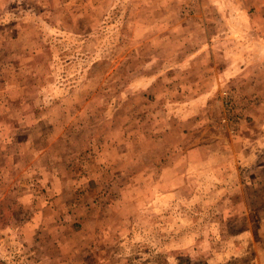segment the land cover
I'll return each instance as SVG.
<instances>
[{"label": "rangeland", "instance_id": "1", "mask_svg": "<svg viewBox=\"0 0 264 264\" xmlns=\"http://www.w3.org/2000/svg\"><path fill=\"white\" fill-rule=\"evenodd\" d=\"M0 264H264V0H0Z\"/></svg>", "mask_w": 264, "mask_h": 264}]
</instances>
